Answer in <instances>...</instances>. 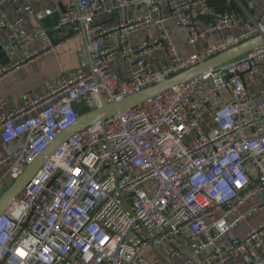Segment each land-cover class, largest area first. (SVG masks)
I'll return each instance as SVG.
<instances>
[{
  "label": "built area",
  "instance_id": "1",
  "mask_svg": "<svg viewBox=\"0 0 264 264\" xmlns=\"http://www.w3.org/2000/svg\"><path fill=\"white\" fill-rule=\"evenodd\" d=\"M5 1L18 0L0 4ZM109 1L108 12L130 5L143 10L104 26L94 15L105 0H67L51 30L33 32L22 25L23 16L33 14L29 4H17L13 20L0 15L10 64L0 65V76L54 50L52 32L62 41L84 36L89 52L82 45L76 66L35 96L20 94L21 105L0 114V139L8 148L0 157V182L21 174L76 120L80 106L99 105V95L106 102L121 100L264 33L263 11L239 34L183 56L167 18L194 45L205 33L197 18L211 17L206 31H219L234 26L232 14L217 11L210 0ZM165 1L168 14L155 18ZM151 25L158 36L150 43L130 41L133 32ZM113 34L117 44L103 47ZM33 40L39 45L29 49ZM160 45L167 63L154 69L152 54ZM116 52L130 65L122 79L112 68ZM263 81L264 44L72 135L0 215V264H156L155 256L144 253L181 234L193 254L206 252L211 264L235 257L241 264H264V222L221 241L259 209L252 205L241 213L242 206L264 193ZM168 257L181 259L168 264L194 261L177 246Z\"/></svg>",
  "mask_w": 264,
  "mask_h": 264
},
{
  "label": "crops",
  "instance_id": "2",
  "mask_svg": "<svg viewBox=\"0 0 264 264\" xmlns=\"http://www.w3.org/2000/svg\"><path fill=\"white\" fill-rule=\"evenodd\" d=\"M23 3L29 4L33 10V14H26L23 16L22 25L27 32H33L41 28L51 30L61 12L67 7V0H57V5H55L52 0L5 1L0 4V15L2 14L7 20L15 19L18 17L15 6ZM210 4L219 12H230L234 20V26L231 29L206 31L213 23L212 18H197L195 21L198 29L205 33L194 45H189L186 43L187 33L185 29L176 26L172 19L167 18L164 23L169 28L171 40L180 55H188L197 49L205 48L208 45L214 44L225 35L239 34L242 30L247 28L246 24L251 23L250 18H256L264 11V0H210ZM104 6L105 8L99 10L94 15V22L104 26L113 25L126 15L143 10V8H139L138 6L130 5L126 9L108 12L107 10L112 8V4L109 0H105ZM47 8L52 9L50 15L45 14V9ZM167 14L168 6L165 1L161 8V14H156L154 17L157 18L160 15L166 16ZM157 36L158 32L156 27L151 25L139 28L133 32L130 35V41L135 45H146ZM51 38L53 42L57 44L54 50L45 54H40L31 61L21 64L14 71L6 72L0 76V114L14 110L21 105V100L18 98L20 94L27 93L35 96L42 90L46 83L76 66L79 49L82 48V45L86 49L84 36L70 41H62V36H60L59 33L52 32ZM0 40L4 44L7 43L8 38L5 30H0ZM117 41V35L113 34L108 41L102 42V46L116 45ZM38 45V41L33 40L28 48L34 49L38 47ZM152 55L151 64L154 69H158L167 63V56L162 45L155 47ZM0 65L2 64L0 63ZM9 65L8 63L2 66L8 68ZM112 68L122 79L124 74L130 69V65L122 60L119 52H116L113 58ZM261 88H264V81L262 82ZM7 149L6 144L0 139V157L7 153ZM10 183L11 181L9 180L0 182V194ZM252 205L259 206V209L241 221V223L233 228L221 241L229 239L230 237L242 236L251 227H255L264 222V193L247 201L242 206L240 212H245ZM262 210L263 212L259 214ZM175 246L183 250L185 256H192L194 260L193 264H211V260L206 256V252L193 254L185 234H181L176 240L169 242L164 248H160L157 251H147L144 255L150 258L155 256L156 264H168L170 261L180 263L181 259H171L168 257L170 248ZM241 263L242 259L240 257H235L226 264Z\"/></svg>",
  "mask_w": 264,
  "mask_h": 264
},
{
  "label": "water",
  "instance_id": "3",
  "mask_svg": "<svg viewBox=\"0 0 264 264\" xmlns=\"http://www.w3.org/2000/svg\"><path fill=\"white\" fill-rule=\"evenodd\" d=\"M264 44V33H258L251 36L236 45H233L226 50L218 52L211 57L198 62L180 72L172 74L171 76L156 82L153 85L147 86L142 90L126 96L121 100L114 102H106L104 98L99 95V105L87 112L80 114L74 122L61 130L53 140L49 142L46 148L38 154L29 164L26 165L21 174L14 178L7 188L0 194V215L11 205L13 200L22 192L24 187L33 178L38 169L47 161L56 149L65 142L72 135L85 127L103 121L106 117L114 114L117 111L135 106L148 98L162 93L172 87H175L211 68L231 61L237 57L244 55ZM87 49V45H86ZM88 52V49H87ZM89 56V52H88ZM9 58L4 50V43L0 40V63L7 65Z\"/></svg>",
  "mask_w": 264,
  "mask_h": 264
},
{
  "label": "rangeland",
  "instance_id": "4",
  "mask_svg": "<svg viewBox=\"0 0 264 264\" xmlns=\"http://www.w3.org/2000/svg\"><path fill=\"white\" fill-rule=\"evenodd\" d=\"M82 108H83V106H80V107L78 108V109H79V115H80V114H83V113H85V112H87V111L83 110ZM190 138H191V137L187 136L185 139L188 141V140H190ZM262 212H263V210H262L261 212H259V214H261Z\"/></svg>",
  "mask_w": 264,
  "mask_h": 264
},
{
  "label": "trees",
  "instance_id": "5",
  "mask_svg": "<svg viewBox=\"0 0 264 264\" xmlns=\"http://www.w3.org/2000/svg\"><path fill=\"white\" fill-rule=\"evenodd\" d=\"M82 109L85 110V111H88L90 108H88V107H86V106H83ZM78 114H79V109H78Z\"/></svg>",
  "mask_w": 264,
  "mask_h": 264
}]
</instances>
